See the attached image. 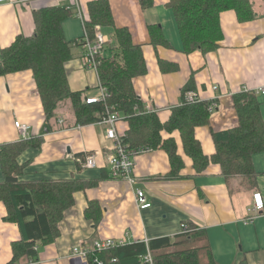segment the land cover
I'll return each mask as SVG.
<instances>
[{"label":"crops","instance_id":"obj_1","mask_svg":"<svg viewBox=\"0 0 264 264\" xmlns=\"http://www.w3.org/2000/svg\"><path fill=\"white\" fill-rule=\"evenodd\" d=\"M92 0H5L0 3L1 52L18 36H32L35 12L64 7L71 15L63 21L73 57L65 63L69 86L84 98L101 95L98 71L89 66L77 40L86 33L88 3ZM116 27L130 30L132 41L143 49L147 72L133 79L141 100L140 111L155 113L162 124L169 122L173 109L183 104L185 94L195 92L199 101L215 105L209 122L195 127V136L209 158L216 152L213 133L238 125L235 95L246 89L256 94L264 118V0H251L255 17L240 20L235 9L220 13L221 36L216 47L186 52L169 0H108ZM143 1H152L143 6ZM166 41L155 44L150 28ZM112 39L113 27L101 26ZM114 43V42H111ZM110 43V44H111ZM105 45L101 56H113L115 45ZM114 48V49H113ZM185 89L187 91H185ZM137 110V109H136ZM116 130L124 140L130 121L122 111ZM26 123L32 144L18 157L23 165L21 182L76 180L74 202L58 221V234L50 242L37 240L38 260L26 258L17 264H89L73 253L77 245L90 246L96 240L114 239L120 244L170 237L181 224L206 232L216 264H264V207L251 211L255 193L264 201V151L252 157L257 172L256 186L245 187L241 177L227 182L221 165L210 159L203 171L186 153L179 129L160 131L161 144L143 149L135 157L134 181L114 178L108 166L105 139L108 125L98 121L75 125L70 100L61 102L49 122L31 69L0 76V146L20 141L15 121ZM63 121V122H62ZM48 127L51 130H48ZM173 140L179 168L173 171L168 151L162 146ZM96 155V167H84L87 155ZM5 175L0 161V183ZM143 190L152 206L141 209L135 193ZM9 209L0 200V264L13 257V242L23 234ZM33 219V217H29Z\"/></svg>","mask_w":264,"mask_h":264},{"label":"trees","instance_id":"obj_2","mask_svg":"<svg viewBox=\"0 0 264 264\" xmlns=\"http://www.w3.org/2000/svg\"><path fill=\"white\" fill-rule=\"evenodd\" d=\"M151 4L152 1H143V6ZM168 6L174 11L186 52L196 48L207 51L217 46L216 42L222 34V11L235 9L240 20L252 19L256 15L251 0H169ZM88 7L85 29L90 38H94L97 25L114 28V35L108 42H114L111 43L115 45L113 56L98 57L100 83L108 92L105 100L88 103L82 91H73L69 86L65 63L73 55L71 42L66 38L62 24L71 11L64 7L35 12L34 34L28 37L20 35L2 50L0 76L31 69L48 122L65 100L71 102L75 125L98 122L107 111H122L130 121L124 140L130 149L142 151L146 147L155 148L161 144L160 131L163 127L179 129L185 151L194 160L198 171H203L211 159L221 165L227 182L240 176L243 186L255 187L257 172L252 157L264 151V118L256 94L243 91L235 95L239 123L233 128L213 133L216 152L209 158L195 136V127L209 122V103L184 100L182 105L173 109V115L166 124H162L155 113L140 111L141 100L134 89L133 79L147 72L143 49L133 43L128 28L115 26L108 0H92ZM150 30L155 44L166 41L156 36L152 27ZM48 130L51 128L48 127ZM30 139L0 146V161L5 175V181L0 183V200L7 203L9 219L18 222L23 234L21 240L13 242V257L7 264H17L25 258L31 262L38 260L36 241L47 243L57 236L58 221L64 210L73 204V194L79 187L76 180L18 181L16 176L23 169L18 157L32 144ZM162 146L168 151L176 172L180 164L176 143L167 140ZM191 226V231L179 233L173 242L170 237H161L149 241L148 245L145 242L118 244L90 254L89 264H151L143 260L149 253L153 264H216L206 232ZM95 258L99 261L96 262ZM240 264L248 263L242 260Z\"/></svg>","mask_w":264,"mask_h":264},{"label":"built area","instance_id":"obj_3","mask_svg":"<svg viewBox=\"0 0 264 264\" xmlns=\"http://www.w3.org/2000/svg\"><path fill=\"white\" fill-rule=\"evenodd\" d=\"M5 0H0V3ZM111 41L109 36L101 31V26L97 25L95 27V36L94 38H90L88 33L86 32L83 37L79 38L77 42L84 49V56L86 57L89 66L98 69V57L101 56L104 51L105 45ZM246 92H251L249 89L244 90ZM260 93L264 94V87L259 89ZM108 95L106 88L102 87L101 95L98 96H90L86 97V101L88 103L94 101L105 100ZM185 99L187 102L195 103L200 100L199 96L195 92H188L185 94ZM215 109V105L212 104L209 108L210 112ZM121 119V115L118 110L107 111L101 117V122L108 125L106 130L105 139L110 141V145L108 147L109 155H108V166L110 170V174L114 178H124L129 180L130 182L134 181V170H135V157L139 152L142 151H134L128 147L125 143L124 138L117 133L116 123ZM63 122V121H62ZM15 125L21 133L22 139H28V128L29 126L26 123H22L21 121H15ZM84 167H96V155H87L85 160L79 159ZM137 204L141 209H146L152 206L151 201H149L145 195L143 190H137L135 193ZM264 201L261 198L260 193L254 194L253 205L251 207V211L257 212L263 209ZM193 229V227L187 222H183L181 224V232L186 233ZM120 243L116 242L114 239H104V240H96L90 246L87 245H77L73 247V253L82 257L83 259L88 260L90 254L97 253L99 251H103L107 248L114 247ZM143 260L153 264V258L151 254H147L143 257ZM95 261L98 262V258H95Z\"/></svg>","mask_w":264,"mask_h":264}]
</instances>
